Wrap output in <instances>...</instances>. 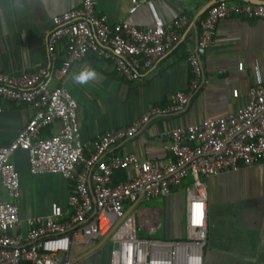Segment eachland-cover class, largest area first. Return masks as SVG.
Instances as JSON below:
<instances>
[{
	"label": "built area",
	"instance_id": "2783aa9c",
	"mask_svg": "<svg viewBox=\"0 0 264 264\" xmlns=\"http://www.w3.org/2000/svg\"><path fill=\"white\" fill-rule=\"evenodd\" d=\"M98 1L81 0L76 8L52 17L46 35L47 64L17 75L0 72V99L34 108L16 137L0 146V185L7 193V199L0 201V264H85L75 260L72 249L79 247L83 254L89 246L103 245L109 246L108 264H204L207 193L201 177L264 163V82L249 88L246 103L238 110L166 129L168 155L163 161L141 159L131 152L106 155L113 144L135 135L151 117L182 110L188 104L183 91L171 93L168 106H153L129 126L112 128L93 139L92 150L85 155L77 102L59 81L88 54L108 61L120 77L138 80L172 38L153 0H130L129 14L142 4L150 10L151 23L142 27L124 19L110 23L105 13L96 12ZM230 16L264 20V3L220 1L206 9L196 49L188 55L195 77L191 87L202 74L200 56L212 44L218 23ZM186 21V15L178 14L174 29ZM61 42L65 56L57 64ZM55 122L60 123L57 132L41 136ZM19 149L27 152L30 174L59 173L70 182L68 211L52 202L47 215L20 219V176L10 160ZM116 170L124 172L123 181H114ZM188 180L195 196L188 191L185 236L139 237L135 217L126 215L125 205L140 196L168 194Z\"/></svg>",
	"mask_w": 264,
	"mask_h": 264
},
{
	"label": "crops",
	"instance_id": "0c3cea01",
	"mask_svg": "<svg viewBox=\"0 0 264 264\" xmlns=\"http://www.w3.org/2000/svg\"><path fill=\"white\" fill-rule=\"evenodd\" d=\"M220 1L257 3L153 0L165 31L172 38L164 54L138 80L120 77L108 61L92 54L71 66L59 83L77 102L76 116L80 139L86 144L85 155L92 150L93 139L112 128L129 126L153 106H168V97L174 92L183 91L188 96V104L182 110L151 117L135 135L113 144L106 156L131 152L141 159L163 161L162 157L168 155L166 129L222 116L246 103L249 88L264 82L263 19L230 16L221 20L212 44L200 56L202 74L191 87L195 77L188 55L196 49L201 15L206 10L197 14L209 3ZM23 2V8H19L22 0H0V72L10 75L33 71L48 63L46 35L52 27V17L76 8L81 0ZM129 6L130 0H99L96 12L105 13L110 23L121 19L140 27L151 23L150 10L145 4L133 14L128 13ZM178 14L186 15L187 21L180 29H174ZM64 56L65 45L61 42L56 48L57 64ZM89 67L97 72V79L85 85L74 84L72 74ZM0 106L2 146L16 137L34 108L3 99ZM59 125L55 122L46 128L48 135L55 134ZM10 160L20 176L21 195L17 202L20 219L47 215L52 202L58 204L59 210L68 211L67 197L71 190L68 180L59 173L30 174L25 150L15 151ZM201 181L207 193L204 264H264V163L203 176ZM189 185L190 180L170 188L168 194L155 197L163 202V239L183 238ZM6 199L7 193L0 185V201ZM147 200L140 196L136 202L125 205L126 215L135 217L136 231L137 226L147 229L160 222L159 208L142 205ZM79 251L75 250L73 256H79ZM89 255L83 263L87 264Z\"/></svg>",
	"mask_w": 264,
	"mask_h": 264
},
{
	"label": "rangeland",
	"instance_id": "374dc122",
	"mask_svg": "<svg viewBox=\"0 0 264 264\" xmlns=\"http://www.w3.org/2000/svg\"><path fill=\"white\" fill-rule=\"evenodd\" d=\"M187 189L191 191L192 196H195V190L194 188L189 185L187 186ZM162 199L161 198H151L147 200L145 203L142 205H147V206H153L159 208V213H160V222L155 223L154 225L150 226L149 228H140L137 226V234L139 236H147L153 239H163V213H162ZM158 218V217H157ZM184 222V221H183ZM185 227L184 224H182V237L185 235ZM90 248V246L88 247ZM75 250H79V247H75L72 249L70 254H73ZM108 259H109V246L108 245H103V247L99 248L98 250H95L92 252L89 257L87 258L88 262L87 264H108Z\"/></svg>",
	"mask_w": 264,
	"mask_h": 264
},
{
	"label": "clouds",
	"instance_id": "9594fccd",
	"mask_svg": "<svg viewBox=\"0 0 264 264\" xmlns=\"http://www.w3.org/2000/svg\"><path fill=\"white\" fill-rule=\"evenodd\" d=\"M41 4L44 3V0H40ZM24 2L19 5V8H23ZM98 77L97 72L92 68H84L79 72H74L71 76V80L74 84L77 85H85L91 81H95Z\"/></svg>",
	"mask_w": 264,
	"mask_h": 264
},
{
	"label": "water",
	"instance_id": "95a60500",
	"mask_svg": "<svg viewBox=\"0 0 264 264\" xmlns=\"http://www.w3.org/2000/svg\"><path fill=\"white\" fill-rule=\"evenodd\" d=\"M247 1H250V2H257V3H264V0H247ZM210 5H212V3H209L208 5H206L197 15L201 14L204 10H206ZM117 244H114V247H116ZM96 249V247H92L90 248L88 251H86L85 253L75 257V260L76 261H82L84 260V258L86 256H88L89 254H91L94 250Z\"/></svg>",
	"mask_w": 264,
	"mask_h": 264
},
{
	"label": "trees",
	"instance_id": "16d2710c",
	"mask_svg": "<svg viewBox=\"0 0 264 264\" xmlns=\"http://www.w3.org/2000/svg\"><path fill=\"white\" fill-rule=\"evenodd\" d=\"M204 15V14H203ZM201 15V16H203ZM48 131L47 129L45 130H42L41 131V136H46L48 135ZM114 181L117 182V181H123L124 180V172L122 170H116L115 173H114Z\"/></svg>",
	"mask_w": 264,
	"mask_h": 264
},
{
	"label": "flooded vegetation",
	"instance_id": "af4514ba",
	"mask_svg": "<svg viewBox=\"0 0 264 264\" xmlns=\"http://www.w3.org/2000/svg\"><path fill=\"white\" fill-rule=\"evenodd\" d=\"M84 259H86V258H84Z\"/></svg>",
	"mask_w": 264,
	"mask_h": 264
}]
</instances>
